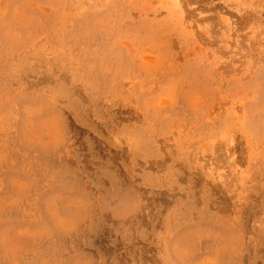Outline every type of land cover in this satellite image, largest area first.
Listing matches in <instances>:
<instances>
[{"label":"rangeland","instance_id":"1","mask_svg":"<svg viewBox=\"0 0 264 264\" xmlns=\"http://www.w3.org/2000/svg\"><path fill=\"white\" fill-rule=\"evenodd\" d=\"M0 264H264V0H0Z\"/></svg>","mask_w":264,"mask_h":264}]
</instances>
